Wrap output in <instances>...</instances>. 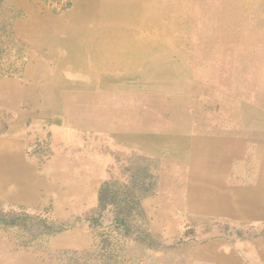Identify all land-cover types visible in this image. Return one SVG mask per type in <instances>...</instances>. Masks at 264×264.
I'll use <instances>...</instances> for the list:
<instances>
[{
	"label": "rangeland",
	"instance_id": "374dc122",
	"mask_svg": "<svg viewBox=\"0 0 264 264\" xmlns=\"http://www.w3.org/2000/svg\"><path fill=\"white\" fill-rule=\"evenodd\" d=\"M0 264H264V0H0Z\"/></svg>",
	"mask_w": 264,
	"mask_h": 264
},
{
	"label": "crops",
	"instance_id": "0c3cea01",
	"mask_svg": "<svg viewBox=\"0 0 264 264\" xmlns=\"http://www.w3.org/2000/svg\"><path fill=\"white\" fill-rule=\"evenodd\" d=\"M22 194H23V193H22ZM22 194H21V192L18 193V195H17L15 198H13V199L16 200V201H18V202L25 201V200L23 199V197H22Z\"/></svg>",
	"mask_w": 264,
	"mask_h": 264
}]
</instances>
